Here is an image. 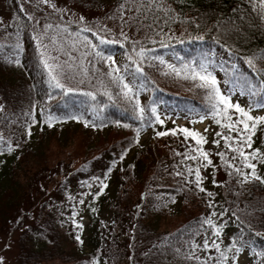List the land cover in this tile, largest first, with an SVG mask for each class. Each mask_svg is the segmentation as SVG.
Instances as JSON below:
<instances>
[{
	"label": "trees",
	"instance_id": "16d2710c",
	"mask_svg": "<svg viewBox=\"0 0 264 264\" xmlns=\"http://www.w3.org/2000/svg\"><path fill=\"white\" fill-rule=\"evenodd\" d=\"M66 1L98 14L82 26L6 0L0 27V242L18 230L15 264H264V183L221 136L213 151L180 131L206 116L240 147L219 96L247 94L250 115L264 103L259 0ZM159 108L189 125L159 128ZM244 151L264 178V124Z\"/></svg>",
	"mask_w": 264,
	"mask_h": 264
},
{
	"label": "rangeland",
	"instance_id": "374dc122",
	"mask_svg": "<svg viewBox=\"0 0 264 264\" xmlns=\"http://www.w3.org/2000/svg\"><path fill=\"white\" fill-rule=\"evenodd\" d=\"M29 2L32 6L38 7L39 9H42L45 13H52V12H58L61 16L65 18L72 19L73 21H77L82 26H87L92 19L97 16V12H87L77 6H71L67 3L66 0H26ZM6 0H0V27L11 24V16L8 12L5 4ZM170 62H173L172 56L167 55L166 58ZM221 59H226V57H222ZM207 72V70H206ZM215 76L221 80L222 79V73L219 71V69L214 70ZM222 87H224L222 85ZM224 92V90H222ZM247 94H241L237 90H234L233 93L230 96V103L236 105L238 104L240 107H242L246 102L248 101ZM264 105V103L262 104ZM259 106L253 111H251V115L253 117H260L264 115V106ZM157 116L159 117L160 121H163V123L159 124V128L163 127H172L174 125L176 126H184L189 125V116L180 113V112H167L164 113L162 108L157 109ZM191 128L196 130L197 132L203 134L207 138V148L216 151V147L213 144V141L216 137V128L214 124L211 122L209 118L206 116H201L200 118L194 119L192 124H190ZM207 129V131H205ZM37 131V127L33 129V132ZM150 138H151V132L148 131L145 135L140 137L139 144L140 145H148L150 144ZM7 160H10V156L5 157ZM204 174L207 178H210L211 174L209 173V170H205ZM79 223L82 225V229L84 231V228L86 224L88 223V218L86 216L85 212H81L79 214L78 218ZM220 229L229 231L226 227H220ZM18 230L14 228L11 232V234L7 237H3L2 241L0 242V264H15L16 263V254L18 251L17 247V238H18ZM224 236L219 233L218 235L215 234L209 239L210 243H215L218 241V239H222ZM254 257L250 255L247 251H244L236 258V264H253Z\"/></svg>",
	"mask_w": 264,
	"mask_h": 264
},
{
	"label": "snow or ice",
	"instance_id": "6c2138e0",
	"mask_svg": "<svg viewBox=\"0 0 264 264\" xmlns=\"http://www.w3.org/2000/svg\"><path fill=\"white\" fill-rule=\"evenodd\" d=\"M260 6L262 8H264V0H259ZM104 41L102 40L101 43H103ZM67 64V62H65ZM45 64L47 67L50 68V65L47 64V61H45ZM71 65H68L69 70H71ZM203 67V66H202ZM206 71V68L204 69ZM201 80L205 81L206 84L210 83L211 85H215L216 84V80L214 78H211L210 74L209 75H201L199 77ZM53 79L56 80V86L57 87H63V85L60 84L59 80H57L56 76H53ZM125 88H128V85L125 84L124 86ZM130 90V89H129ZM219 103L224 105V114H225V118L227 119L228 123H225L223 125H221L222 127H225L229 132H236L237 133V142L239 143L240 147L239 148H232L231 144L228 143L229 140L233 139L230 136L224 135L222 133H216L217 136H221V138L225 141L226 145L229 147L230 150L238 152L239 156L242 157L245 161V166L252 169L251 175L255 177V179L260 180L261 183H264V178L257 176L255 174V165L248 163V156L249 154H246V152L244 151L245 147L247 148H251L252 147V137L255 135L256 133V129L257 126L259 124H264V116H260V117H253L252 115H250V111H245V109L241 108L238 104L234 105L232 103L229 102L228 98H226L225 96H219ZM264 106V105H262ZM229 109H234L237 113H239L242 117H244V119H236L234 122L232 120V117L230 115H228V110ZM153 111H155L153 109ZM157 119H159L157 117ZM249 121H251L252 123L249 124ZM160 123H163V121H159ZM221 122L219 120H217V124H220ZM240 125H242V127H239ZM181 132H183V134L185 135V138L187 139L188 137H192L196 139V143L199 144H203V143H207V140L205 139L204 136H202L199 133H195V132H191L188 129H180ZM205 131H207V129H205ZM168 133H157V135L162 136V135H167ZM171 134L175 135L176 132L173 131ZM215 144H217V146L219 145V141H214ZM197 151H199L200 156H202L205 160H207L208 164H211V160L208 159V153L206 151H203L202 149H197ZM259 150H253L252 153H250L251 157L253 159L256 158L257 154H258ZM218 155H220L221 157H223V153H218ZM191 159H196V157H190ZM261 162H264V160H262ZM189 171H191V169H189ZM239 171V170H238ZM197 173V180L199 181L200 177H199V170H196ZM201 191H203V189H201ZM209 195H211V193H209ZM213 215H215V213H213ZM208 223H210V221H207ZM217 235L219 234V232L217 231L216 233ZM205 247H208L207 244H205Z\"/></svg>",
	"mask_w": 264,
	"mask_h": 264
}]
</instances>
